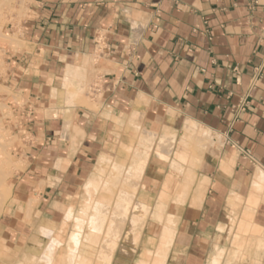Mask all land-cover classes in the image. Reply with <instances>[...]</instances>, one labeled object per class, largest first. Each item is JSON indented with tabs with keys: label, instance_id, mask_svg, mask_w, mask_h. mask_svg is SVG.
<instances>
[{
	"label": "crops",
	"instance_id": "crops-1",
	"mask_svg": "<svg viewBox=\"0 0 264 264\" xmlns=\"http://www.w3.org/2000/svg\"><path fill=\"white\" fill-rule=\"evenodd\" d=\"M28 7L23 44L6 48L2 78L21 100L4 94L7 124L20 139L0 223L11 249L27 237L29 209L48 211L94 165L82 184L86 212L105 154L137 123L154 136L137 194L122 188L115 202L96 203L88 228L121 238L120 251L140 233L127 264L146 250L154 256L167 226L163 264H264V0H30ZM74 67L83 76L72 78ZM88 80L89 100L69 98ZM132 168L115 165L113 178L127 184ZM75 242L70 232L67 248ZM82 246L79 261L90 260Z\"/></svg>",
	"mask_w": 264,
	"mask_h": 264
},
{
	"label": "rangeland",
	"instance_id": "rangeland-1",
	"mask_svg": "<svg viewBox=\"0 0 264 264\" xmlns=\"http://www.w3.org/2000/svg\"><path fill=\"white\" fill-rule=\"evenodd\" d=\"M29 3L30 0H2L0 3V223L3 215L7 212V207L12 197V176L20 167L17 162L18 149L16 148L20 139L7 124V120L11 118L12 110L8 106L4 94L11 95L14 103L21 104V100L12 95L2 81V78L6 77L9 70L5 53L6 48L14 49L23 44L21 39L24 30L20 23L29 16ZM10 22L17 23L15 29L11 30L9 28L10 24L8 23ZM79 76H83V74L78 73L72 78ZM70 80L66 84L64 83L65 86H68ZM90 82V80L85 82L78 91L69 89L71 90L69 98L72 97L71 99H73L75 97L80 100H89L91 96ZM196 131H198L201 138L210 139V134L207 130L205 131L196 126L194 133ZM185 135L190 134H186L185 132ZM153 140V134L141 129L137 123L131 129L130 137L127 138L124 144L122 143L120 134H117L113 147L105 154L108 159L103 161L101 165L100 185L95 192H91L89 195L85 194L91 200L87 203L89 204L87 211L85 212L84 209V211L80 210V204L84 196L82 184L83 180L94 168V165L84 179L77 180L75 186L69 187L64 193L59 192L54 202H51L48 211L44 210L43 212H36L34 215H31L32 209H29V212L23 218V221L29 227L27 237H23L20 240V245H17L16 249H11L12 240L3 239L0 235V264H127L128 259L132 257L140 233H134L130 242L124 244V249L120 251L121 238L116 239L105 231L97 233L95 230L88 228L87 221L94 212V205L96 203L103 204L104 206L115 202L118 194H121L122 188L129 193L131 192L132 196L134 193L135 195L137 194L145 169H141V166L147 164L145 158L150 154ZM166 140L167 138H160L159 144L164 145ZM182 144L184 145L183 142L179 145ZM177 153L184 156L181 162H186L185 153H182V151ZM115 165L133 166L130 171V181L127 184L120 183V181L117 182L113 178V174L116 171ZM174 165L177 167L178 172H182L179 163ZM140 171L141 176L138 177L137 174ZM132 173L134 174L132 175ZM262 173L264 174L263 171ZM164 198L165 192L162 191L159 196L160 201L157 205V211L161 210ZM31 205L33 206V204ZM71 206L75 209L74 213L70 218L65 220V215ZM36 215L38 216L37 218ZM160 216L161 214L158 213L157 217L159 219ZM64 221L66 224L63 223ZM48 228L54 230L53 234H50L47 230ZM70 232H76L79 235L77 246L79 247L80 242L83 244L82 249L84 250V254L90 256V260L79 261L76 255V242L72 245L71 249L67 248V238ZM172 232L173 230L168 226L164 227L155 255L153 256L151 251L146 250L136 259L135 264H163V254H166L170 245L168 241L171 238ZM53 238L55 239L53 240ZM109 239L116 242L107 241ZM26 245L27 248H25ZM29 248L30 250H27Z\"/></svg>",
	"mask_w": 264,
	"mask_h": 264
},
{
	"label": "bare ground",
	"instance_id": "bare-ground-1",
	"mask_svg": "<svg viewBox=\"0 0 264 264\" xmlns=\"http://www.w3.org/2000/svg\"><path fill=\"white\" fill-rule=\"evenodd\" d=\"M1 1H2V0H0V3H1ZM3 2H4V1H3ZM1 6H2V5H1ZM0 8H1V7H0ZM85 60H86V59H85ZM85 64H86V63H85ZM81 65H82V64H81ZM83 68H84V67H83ZM77 70H78V68L74 67L73 70H71V71H73V72L70 74V76L73 77V76L75 75L74 71H77ZM67 76H68V75H67ZM71 98H72V97H71ZM70 126H71V125H70L69 123H65L64 126H63V128H64L65 130H68V129L70 128ZM5 145H6V144H5ZM1 147H2V146H1ZM0 173H1V172H0Z\"/></svg>",
	"mask_w": 264,
	"mask_h": 264
},
{
	"label": "built area",
	"instance_id": "built-area-1",
	"mask_svg": "<svg viewBox=\"0 0 264 264\" xmlns=\"http://www.w3.org/2000/svg\"><path fill=\"white\" fill-rule=\"evenodd\" d=\"M10 26V25H9Z\"/></svg>",
	"mask_w": 264,
	"mask_h": 264
}]
</instances>
